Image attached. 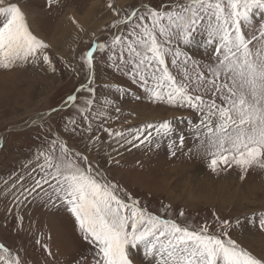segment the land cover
Wrapping results in <instances>:
<instances>
[{"label":"rangeland","instance_id":"1","mask_svg":"<svg viewBox=\"0 0 264 264\" xmlns=\"http://www.w3.org/2000/svg\"><path fill=\"white\" fill-rule=\"evenodd\" d=\"M11 2L19 4L30 30L49 46L50 65L41 59L39 66L0 69V264H15L17 258L22 264H97L100 259L96 246L83 240L66 200L29 194L41 175L39 168L33 171L36 157L50 150L57 136L88 158L82 161L85 169L90 162L102 183L116 185L115 194L125 203L138 201L137 208L147 214L192 230L210 224L213 234H219L221 221L229 220V237L258 258L264 256L259 226L264 169H249L243 180L238 168L211 172L207 159L196 154L200 141L191 131L199 114L152 102L146 88L154 82L142 85L131 65L119 60L123 45L114 37L127 42L131 25H114L133 10L140 14L145 5L156 8L173 0H56L51 6L48 0ZM261 24L264 10L254 9L244 31L251 35ZM90 50L91 67L86 63ZM186 51L207 63L214 49ZM70 95L76 99L65 103ZM165 120L173 121L172 134L159 136L152 129L141 134L143 126ZM221 183L228 184L226 191H216ZM205 195L215 196L217 205L201 199ZM128 252L132 264H158L159 258L146 255L143 244Z\"/></svg>","mask_w":264,"mask_h":264},{"label":"snow or ice","instance_id":"2","mask_svg":"<svg viewBox=\"0 0 264 264\" xmlns=\"http://www.w3.org/2000/svg\"><path fill=\"white\" fill-rule=\"evenodd\" d=\"M55 2L48 0L49 6ZM144 9L140 14L133 10L114 25L126 29L131 25L127 42L114 37V42L123 45L121 64L131 65L142 85L154 82V87L146 88L152 102L199 114V124L191 131L200 141L196 154L207 159L211 172L238 168L243 180L249 169H264V24L251 35L244 31L253 10H264V0H173ZM197 46L214 49L211 62L204 63L186 51ZM48 47L30 30L19 4L0 0V69L39 66L41 59L50 65ZM86 58L91 67V50ZM75 99L70 95L65 103ZM148 129L168 136L174 125L170 120L149 124L141 128V134ZM179 139L183 144L184 137ZM49 149L36 157L33 171L39 168L41 175L29 194L67 201L83 240L97 248V264H132L128 249L138 244L144 245L146 255L158 257V264H264V256L258 258L229 237V220L221 221L219 234H213L207 223L192 230L147 214L137 208L138 201H122L115 194L116 185L102 183L103 177L93 175L90 162L85 169L82 161L88 158L69 149L59 136ZM259 226L264 230V215ZM15 264L22 261L17 258Z\"/></svg>","mask_w":264,"mask_h":264},{"label":"bare ground","instance_id":"3","mask_svg":"<svg viewBox=\"0 0 264 264\" xmlns=\"http://www.w3.org/2000/svg\"><path fill=\"white\" fill-rule=\"evenodd\" d=\"M31 88V87H30ZM24 92V91H23ZM18 94V93H17ZM16 94V95H17ZM23 94V93H22ZM15 95V96H16ZM18 96V95H17ZM19 96H20V94H19ZM15 97V99H19L20 97ZM22 98V97H21ZM23 99V98H22ZM15 103H18L17 101H14ZM222 185L220 186V187H218L217 186V189H216V191H220V192H222V189H223V191H226V188H228V184L227 183H221ZM209 190H211V189H209ZM229 193V192H228ZM214 194V193H213ZM222 194V193H221ZM208 196H209V194H208ZM208 196H206L205 195V197L204 198H201V199H203L205 202H207L206 200H205V198L207 199H213V200H210V201H213V203L212 204H210V205H214L215 203H216V205H217V203H218V200H217V198L214 196V198L213 197H208ZM211 196V195H210ZM229 198L230 197H228V198H226V200H228L229 201ZM231 199V198H230ZM233 199V198H232ZM209 201V202H210ZM225 203V202H224ZM230 203V202H229Z\"/></svg>","mask_w":264,"mask_h":264}]
</instances>
